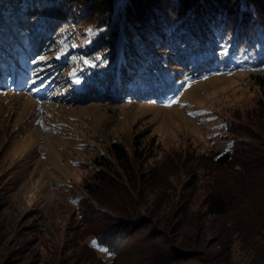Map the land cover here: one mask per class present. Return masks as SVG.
Masks as SVG:
<instances>
[{
  "label": "rangeland",
  "instance_id": "1",
  "mask_svg": "<svg viewBox=\"0 0 264 264\" xmlns=\"http://www.w3.org/2000/svg\"><path fill=\"white\" fill-rule=\"evenodd\" d=\"M46 64L31 65L27 81L16 85L18 92L0 90V264H141L153 246L202 253L184 264H221L213 244L219 220L204 212L203 168L215 155L231 151L232 141L239 148L263 143L264 89L255 77L219 73L183 85L161 104H115L77 94L70 79L82 66L76 60L63 71L66 79L59 80L64 66L38 88L27 89L32 72ZM173 98L177 102L166 106ZM114 141L130 155L137 149L145 159L142 170L155 178L139 193L146 208L136 210L135 221H143L137 234L111 240L116 258L93 241L97 234L115 233L110 217L119 215L82 212L78 205L82 200L99 208L83 183L93 172L92 159L106 155ZM172 154L180 162L170 175ZM106 196L99 195V201L108 203ZM156 203L160 208L152 214ZM191 223L196 230L184 226ZM231 241L229 264H249L250 252L241 250L236 236Z\"/></svg>",
  "mask_w": 264,
  "mask_h": 264
},
{
  "label": "trees",
  "instance_id": "2",
  "mask_svg": "<svg viewBox=\"0 0 264 264\" xmlns=\"http://www.w3.org/2000/svg\"><path fill=\"white\" fill-rule=\"evenodd\" d=\"M94 31L100 35L87 33ZM54 58L60 62L54 64ZM75 60L82 66L72 70L70 79L78 95L88 94L87 101L95 94L97 100L111 98L115 104H161L187 83L235 71L253 75L264 89V0H0V87L12 76L14 83L26 81L34 64L47 63L33 72H44L40 77L54 76L65 66L59 80L66 79L63 71L73 68ZM262 142L239 148L232 141L231 151L215 155L203 168L204 212L219 220L213 244L220 249L214 259L221 264H229L232 236L240 240L241 250L250 252L249 264H264ZM170 158L172 175L180 159L176 154ZM143 161L137 149L130 155L121 143L111 142L106 155L92 159L93 172L83 183L99 208L80 200L82 212L119 215L110 217L115 233L94 236L96 245L114 258L118 251L112 238L134 236L143 223L135 221L136 210L145 206L139 193L155 180L152 171L142 170ZM101 194L108 203L99 201ZM159 205L150 209L152 214ZM200 256L153 246L141 264H184Z\"/></svg>",
  "mask_w": 264,
  "mask_h": 264
},
{
  "label": "snow or ice",
  "instance_id": "3",
  "mask_svg": "<svg viewBox=\"0 0 264 264\" xmlns=\"http://www.w3.org/2000/svg\"><path fill=\"white\" fill-rule=\"evenodd\" d=\"M177 101H176V99L175 98H173L170 102H169V104L168 105H166V106H171V104H173V103H176ZM190 115H193V114H191L190 113ZM95 244H96V242L95 241H93V246H95ZM100 251H102V252H104V251H107L106 249H104V248H101L100 249Z\"/></svg>",
  "mask_w": 264,
  "mask_h": 264
}]
</instances>
